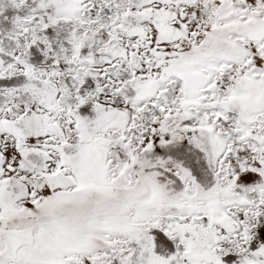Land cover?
<instances>
[{
	"label": "snow or ice",
	"instance_id": "6c2138e0",
	"mask_svg": "<svg viewBox=\"0 0 264 264\" xmlns=\"http://www.w3.org/2000/svg\"><path fill=\"white\" fill-rule=\"evenodd\" d=\"M0 264H264V0H0Z\"/></svg>",
	"mask_w": 264,
	"mask_h": 264
}]
</instances>
